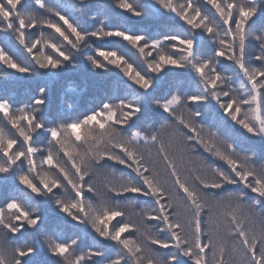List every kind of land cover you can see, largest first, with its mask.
Instances as JSON below:
<instances>
[{
  "label": "snow or ice",
  "instance_id": "6c2138e0",
  "mask_svg": "<svg viewBox=\"0 0 264 264\" xmlns=\"http://www.w3.org/2000/svg\"><path fill=\"white\" fill-rule=\"evenodd\" d=\"M202 5L211 16L197 0H0V264H264V0ZM110 13L165 23L110 28ZM97 41L123 42L137 62ZM86 51L89 71L115 70V83L84 110L66 92L54 102L50 84ZM33 74L44 83L21 103L9 82ZM141 198L149 207L135 210ZM44 207L95 245L47 235Z\"/></svg>",
  "mask_w": 264,
  "mask_h": 264
},
{
  "label": "trees",
  "instance_id": "16d2710c",
  "mask_svg": "<svg viewBox=\"0 0 264 264\" xmlns=\"http://www.w3.org/2000/svg\"><path fill=\"white\" fill-rule=\"evenodd\" d=\"M66 1V0H65ZM197 2L199 4H201V6L203 7V10L208 13L210 16L212 15V12L214 10H212L210 8V6H203L202 5V0H197ZM118 11V10H117ZM112 17V18H110ZM101 19H105V22L107 24L108 27H118V23H120L121 27L126 24L127 22L124 19H121L120 17L116 16L115 14H112L109 16V18H105V17H101ZM128 23L126 24V27H129V24L131 26H133V28H135L136 26L139 25V23L137 24V22H142V20H137V18H129L127 19ZM120 21V22H118ZM130 21V22H129ZM164 23V21H160L159 20H155L153 22V26L152 27H159ZM149 24V23H147ZM119 26V27H120ZM151 27V28H152ZM259 27V22L257 23L256 26H254V28H258ZM123 28V27H122ZM153 29V28H152ZM37 31L39 32V28H37ZM37 32V34H38ZM36 33V31H35ZM115 38H113L114 40ZM100 43L101 46L106 47L108 45V42H104V41H98ZM248 50H249V54L250 57L252 55L258 54L259 53V44L258 42H256L255 40H253L249 46H248ZM15 52L18 53H12L16 59H18L21 55V57L23 58L22 54H19L20 51L19 50H14ZM48 52H51V50L49 49ZM129 52V51H128ZM130 55H128V57L131 59H136L137 62V57L134 53L129 52ZM134 56H133V55ZM211 54V51H209V55ZM94 55V54H91ZM133 56V57H132ZM79 67L73 69V68H69L68 71L62 72L56 79V81L54 82V84H50V88H51V92H50V96L52 97L54 102H57V97H59L60 95L64 94L65 92L70 96V98L74 99L76 101L77 107L79 110H84L86 108H90L92 106H94L96 103L99 102L101 96H102V92L100 91V89L97 87V85L105 80H109L111 79L113 83H115L116 81V74L115 75H98L95 74L91 71H89V66H87L86 61H83L81 59H79ZM251 66L253 67H259V62H256L254 60H251ZM229 67L228 63L225 62L224 66L222 67V71L224 68ZM226 75H230V76H234L235 75V70H231L225 73ZM35 75V76H34ZM37 74H33V76H31L30 78H28L27 80L21 78L19 80V82H25V85H23L22 89H19V86H17L18 81H12L9 82V87L11 92L17 97V99L21 102V103H27L28 99H26V95H24V92L29 90V95L32 94V91L35 89V86L37 83H44V80ZM177 78H180L183 83L185 84V79L183 77H169V82H175L178 84ZM239 83L240 80L239 78H236V82L233 84V87H239ZM31 85V86H30ZM30 86V89H29ZM188 84L185 85V87H187ZM31 87H34L33 89ZM194 85H192V88L194 89ZM27 88V89H26ZM157 127H159V122L156 125ZM207 122L205 121V127H207ZM213 131H215L216 129H212ZM163 134L165 135H169L171 133V129H162L161 130ZM40 146V145H39ZM202 155V150H199L195 156L199 157ZM207 164H216L218 166H223L221 162L219 161H213L212 158L208 157L206 160ZM126 172V171H125ZM119 175V173H117ZM99 179L102 181V177L97 178L94 177V180ZM9 194H16L13 193L11 190H9ZM146 198H141L138 202H136L133 207L135 210H142V209H146L149 207L148 204H146L144 202ZM129 203V201H122V205H127ZM43 215L45 216V222L44 225L42 226L45 229V232L47 235L52 236L53 238H59L61 241H70L71 239H79L80 240V244L78 247V252L79 251H87L88 250V246L91 245L89 244V240L93 239L94 243L92 245H95L96 240L94 239L95 234L91 232V229H87L85 230L83 225L80 226H75L74 223H69L67 221V218H63V214H58L56 212L52 211L51 207H44L43 208ZM150 224H154L155 222H149ZM153 232H155V228L152 229ZM161 235H165V234H161ZM26 236H29L31 238V242L32 241V236L30 232L24 233L23 236L20 237V240H25ZM30 242V241H29ZM30 242V243H31ZM37 246L41 247L42 250L46 249V247L44 246V240H43V236L37 234L36 237V241ZM105 248L106 251L108 252L109 255L114 254V250L108 245V242H105ZM48 260V264H55L56 260L58 258L56 257H45Z\"/></svg>",
  "mask_w": 264,
  "mask_h": 264
},
{
  "label": "rangeland",
  "instance_id": "374dc122",
  "mask_svg": "<svg viewBox=\"0 0 264 264\" xmlns=\"http://www.w3.org/2000/svg\"><path fill=\"white\" fill-rule=\"evenodd\" d=\"M56 2H61V0H56ZM63 2L64 3H71L72 2V0H63ZM111 15V13L109 14V16ZM110 18H112V17H110ZM137 20H141V19H138L137 18ZM127 23H128V20H125ZM155 20H153V19H149V20H142V22H137V24L139 23V25L138 26H136L135 28H133V26H131L130 24H129V27L127 28L126 27V24H124L122 27L123 28H125V29H128V30H131V31H140V30H142V29H148L151 33H157L159 30H160V27L161 26H159V27H157V26H155V27H152L153 26V22H154ZM160 21H164V20H162V19H160ZM118 22H120V21H118ZM130 22V21H129ZM81 23L83 24L84 23V21L83 20H81ZM147 23H149V24H147ZM164 23H165V21H164ZM163 23V24H164ZM121 24L120 23H118V27L120 26ZM121 27V26H120ZM153 29H152V28ZM35 31H36V33H35ZM37 29H35V30H28V32H27V34H26V39H27V41L30 43L33 39H37V38H40V33H41V29H39V32H38V34H37ZM44 34H45V36H48L49 34H50V30H44ZM96 44L97 45H100V43L97 41L96 42ZM96 45H94L93 47H95ZM101 46V45H100ZM19 46H17V48H18ZM103 47V46H102ZM105 48H109V49H111V48H118L119 50H121V51H127V55H130V53L129 52H131V53H134V51L135 50H131V49H128V47L126 46V45H124L123 44V42H120L119 44H116V43H112V42H108V45L105 47ZM49 50V49H48ZM47 50V51H48ZM20 51V53L19 54H22V56H23V58L21 57V55H20V57L17 59V60H19L21 63H28L29 62V58L27 57V54L26 53H24L22 50H19ZM129 51V52H128ZM12 53H18V52H15V51H13ZM90 54H94L95 55V53H94V51H92V52H88V51H86L85 53H84V55L83 56H81L79 59H81V60H83V61H86V64H87V60H86V57H87V55H90ZM135 54V53H134ZM133 55V54H132ZM134 56V55H133ZM132 56V57H133ZM131 60L133 61V62H136V59H132L131 58ZM80 61V60H79ZM87 66H89L90 67V65H88L87 64ZM69 70V68L68 69H65L63 72H65V71H68ZM105 75H115V70H113L111 73H105L103 76H105ZM33 76V75H32ZM35 76V75H34ZM39 77V76H38ZM175 80H177V82H178V84H182L183 83V81L180 79V78H177V79H175ZM187 84V82L185 81V84L184 85H186ZM23 85H25V82H19L18 81V84H17V86H19V89H22V87H23ZM31 86V85H30ZM30 86H29V89H30ZM32 89L34 88V87H31ZM27 89V88H26ZM24 95H26V99H27V97L29 96V90L28 91H26V92H24ZM54 106V105H53ZM37 146H39V145H37ZM41 146V145H40ZM37 159H39V157H37ZM126 172H127V170H125ZM30 232V231H29ZM31 233V232H30ZM25 239H27L28 241H30L31 242V238L29 237V236H26V238ZM89 244H93L94 243V240L93 239H90L89 240V242H88ZM44 246L46 247V244H44Z\"/></svg>",
  "mask_w": 264,
  "mask_h": 264
}]
</instances>
